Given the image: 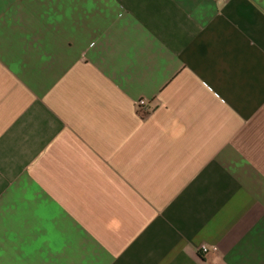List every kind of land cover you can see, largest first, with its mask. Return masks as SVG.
I'll return each instance as SVG.
<instances>
[{
    "label": "crops",
    "instance_id": "crops-1",
    "mask_svg": "<svg viewBox=\"0 0 264 264\" xmlns=\"http://www.w3.org/2000/svg\"><path fill=\"white\" fill-rule=\"evenodd\" d=\"M0 264H264V0H0Z\"/></svg>",
    "mask_w": 264,
    "mask_h": 264
},
{
    "label": "built area",
    "instance_id": "built-area-1",
    "mask_svg": "<svg viewBox=\"0 0 264 264\" xmlns=\"http://www.w3.org/2000/svg\"><path fill=\"white\" fill-rule=\"evenodd\" d=\"M146 105H147V101L145 98H141L137 101V107L140 112L145 110ZM212 249L216 250L217 247H213ZM200 250L202 253H208L210 252L211 248L207 244H203L201 245Z\"/></svg>",
    "mask_w": 264,
    "mask_h": 264
}]
</instances>
